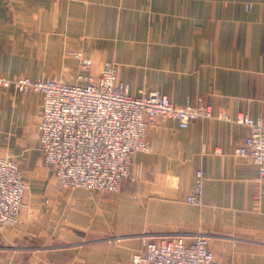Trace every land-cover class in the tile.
<instances>
[{"label":"crops","instance_id":"crops-1","mask_svg":"<svg viewBox=\"0 0 264 264\" xmlns=\"http://www.w3.org/2000/svg\"><path fill=\"white\" fill-rule=\"evenodd\" d=\"M249 5V9H245ZM77 48L132 95L208 105L187 129L157 121L117 193L59 190L38 148L41 97L0 88V157L27 183L26 226L0 238V264H127L145 238L205 235L216 259L264 264L258 171L233 155L241 114L264 115V0H0V72L75 83ZM221 117V118H220ZM203 172L201 204L185 202Z\"/></svg>","mask_w":264,"mask_h":264},{"label":"built area","instance_id":"built-area-1","mask_svg":"<svg viewBox=\"0 0 264 264\" xmlns=\"http://www.w3.org/2000/svg\"><path fill=\"white\" fill-rule=\"evenodd\" d=\"M67 57L79 67L74 84L48 77L8 79L0 72V88L41 97L38 148L44 164L53 168L59 189L117 193L122 182L131 178L136 153L149 151L150 125L173 120L184 130L195 120L219 118L200 101L197 105L190 101L177 105L159 92L132 95L129 86L118 79L112 63H104L94 78L89 59L72 51ZM233 122L249 130L233 155L256 167L259 199L264 196V115L252 119L241 114ZM203 179V172L196 170L192 191L185 199L187 204H201ZM25 188L17 161L0 157V235L6 228L22 224ZM127 264L230 263L216 259L208 238L199 234L192 238H145Z\"/></svg>","mask_w":264,"mask_h":264},{"label":"rangeland","instance_id":"rangeland-1","mask_svg":"<svg viewBox=\"0 0 264 264\" xmlns=\"http://www.w3.org/2000/svg\"><path fill=\"white\" fill-rule=\"evenodd\" d=\"M79 52V53H81L82 54V56L84 57V58H86V59H89V58H87V57H85L84 56V54H83V52H81L79 49H77V48H65V50H64V57L66 58V59H70V58H68L67 57V53L68 52ZM90 60V59H89ZM91 61V60H90ZM91 63H92V61H91ZM106 63V62H105ZM108 63H112V62H108ZM93 64V63H92ZM112 64H114V63H112ZM77 65V64H76ZM115 66H116V71H117V65L116 64H114ZM77 68H78V71H79V67L77 66ZM98 74H99V72L95 75V74H92L93 75V77L94 78H96L97 76H98ZM75 76H76V74H75ZM21 77V76H20ZM26 77V76H25ZM41 77H47V76H41ZM48 78H50V77H48ZM50 79H52V78H50ZM64 83H66V82H64ZM69 84H71V83H69ZM40 121V120H39ZM14 159V158H13ZM43 160V159H42ZM15 161H17V160H15ZM17 163H18V161H17ZM44 163V162H43ZM18 165H19V168H20V170H21V172H22V175H23V171H22V169H21V166H20V164L18 163ZM45 165V164H44ZM46 166V165H45ZM24 176V175H23ZM128 180V179H127ZM23 181H24V183H25V185H26V188H25V193H24V199H23V203L25 204V206H26V209L21 213V220H22V224L20 225V226H18V227H14V228H6L5 230H4V232L0 235V238L1 237H4L5 236V234L7 233V232H18V231H20L21 229H24L25 228V226H26V215L29 213V211H30V206H29V204L27 203V201H26V198H25V195H26V192H27V183H26V181L24 180V177H23ZM124 182V181H123ZM55 186L57 187V185H56V182H55ZM121 187H122V184H121ZM58 188V187H57ZM59 189V188H58ZM59 190H63V189H59ZM66 191H73V190H66ZM226 263V262H225ZM51 264H55V263H51Z\"/></svg>","mask_w":264,"mask_h":264}]
</instances>
